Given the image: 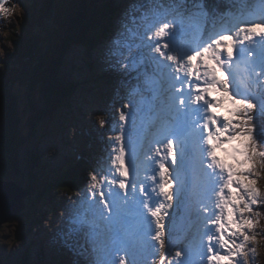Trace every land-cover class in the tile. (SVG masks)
I'll list each match as a JSON object with an SVG mask.
<instances>
[{
    "label": "snow or ice",
    "instance_id": "obj_1",
    "mask_svg": "<svg viewBox=\"0 0 264 264\" xmlns=\"http://www.w3.org/2000/svg\"><path fill=\"white\" fill-rule=\"evenodd\" d=\"M238 5L213 16L204 0H148L131 17L135 27L125 23L113 41L111 55L145 50L124 67L152 71L131 91L139 107L113 125L104 182L91 175L87 207L61 234L70 248L84 234L80 255L89 264H153L166 247L160 264H248L256 255L249 245L264 206V0ZM7 11L0 0V14ZM145 107L153 115L137 123ZM193 199L200 227L177 251L166 240L175 231L169 213L174 203V217L188 211Z\"/></svg>",
    "mask_w": 264,
    "mask_h": 264
},
{
    "label": "trees",
    "instance_id": "obj_2",
    "mask_svg": "<svg viewBox=\"0 0 264 264\" xmlns=\"http://www.w3.org/2000/svg\"><path fill=\"white\" fill-rule=\"evenodd\" d=\"M57 1V11L60 14L68 12V22L60 20L58 25H55L52 35L47 31L38 33L36 37L38 40H29L18 45L19 58L26 59L21 61L24 71L21 72L16 67L13 69L5 67L7 75L0 76V182L8 180L21 185L26 178L20 168L23 147L41 131L39 129L44 123L53 121L54 117L63 119L62 109L68 103L67 98L72 95L73 89L55 80L50 73L51 70L46 67V60L53 57L52 52L48 53L50 44L52 43V51L57 53L62 50V53H65L75 43L92 48L96 43L95 37L104 33L97 20L99 16L107 13L109 6L107 10L104 7L99 10L97 0H83L74 4L72 2L70 4V0ZM24 37L27 36L23 35ZM51 128L45 129L44 136ZM58 129L66 137L69 136L70 126L64 119ZM38 159L40 157H37ZM73 168H75L73 172L62 178L61 187L73 189L76 187L75 184H82L85 181L89 169L86 159L78 162ZM22 189L25 191L27 188ZM28 190L31 191V185ZM31 192L32 194L25 200V205L29 202V210L32 211L36 206L33 201L36 198L34 191ZM37 196L42 197V193ZM26 214L27 211L24 209L21 219ZM17 220L20 219L14 221ZM7 226L6 223L5 227Z\"/></svg>",
    "mask_w": 264,
    "mask_h": 264
},
{
    "label": "rangeland",
    "instance_id": "obj_3",
    "mask_svg": "<svg viewBox=\"0 0 264 264\" xmlns=\"http://www.w3.org/2000/svg\"><path fill=\"white\" fill-rule=\"evenodd\" d=\"M46 1H47V4H48L49 0H46ZM44 6H45V3H44ZM100 7H101V5L99 4L98 8H100ZM43 11L45 12L44 9H43ZM63 14L65 15V13H63ZM71 14H75V13H71ZM45 15H46V12H45ZM65 16H67V15H65ZM7 17H9L10 19H13V20L6 24V26H5V30L6 31H8L9 25L14 24V23L17 22V20L12 15H10L9 13H7ZM64 19L63 20L67 22V19L66 18H64ZM34 23L35 22L32 21L30 24L34 25ZM137 23H139V22H137ZM2 36L8 38L10 35L9 34L7 35L6 33H3ZM36 40H38V39H35V41ZM0 47H1L0 50H3V56L5 55V57H6V59L0 58L1 59L0 60V65L6 64L8 62V60L13 61V62L15 61V63H18L16 60L19 61V59H21L22 61L26 60V59H22V58L18 57V55L16 54V50L11 49V46L8 45V41L5 44L1 45ZM52 50H53V48H52V43H51L50 47L48 49V53L52 52L51 54L53 55V57L51 56V57H49L46 60V65H47L46 67H48L49 69H53L52 74H55V66H54V63H53V61L51 59H54L56 62H59L62 58L58 57L57 51H52ZM73 57H75V54H73ZM71 63H72V65H74L75 69L78 68V67L75 66V63L78 64V61L75 58H71ZM18 70L23 72L24 68L22 66H19ZM68 71L69 70L63 64H60V66L58 68V71H57V73L55 75V80H57L60 83H65V82H68V84L72 83L74 81V77H73V79H71V77L74 74V70L69 71V72ZM65 73H67V75H68L67 78H66V81L62 78V75H64ZM4 74L7 75V73L5 71H2V69L0 67V76L4 75ZM22 84H24V83H22ZM132 100H135V99H132ZM133 103L135 105V102H133ZM69 105L72 108H77L78 106H80L81 105L80 97L77 94L72 96V101H71V103ZM90 105H93L91 98L89 99V101L87 103V106H90ZM71 113L73 114V116L75 118V122L77 123L81 119V113L79 111H77V110H72ZM62 114H64L63 110H62ZM62 121H63V119L61 120L58 117H54L53 121H49V122L44 123L41 126V128L39 129L41 131L37 135H35L23 147V149H22L23 158L21 157L20 168H21V171L26 176L25 182L28 183L29 180H27V178H28L29 174H30L29 179H32V172H33L32 161L35 164V170L37 171V174H41V175L44 174V172L48 173V170H50L53 173H56L57 171H59L62 168V165L57 163V158L61 154L56 152L57 158L52 157L53 151H52L51 148H49L48 153H46L45 151H41L43 153L41 159L33 160L32 159L33 157H31V154H32L33 149L36 146L37 142H38L39 145L42 144V146H43V141H44L43 139H44V135H45V132H46L45 129H47V128L49 129L50 127H59L61 125ZM65 121L67 123L68 120H65ZM100 125H101V122H100ZM100 128H97V130H96L97 137L101 141H104V136L103 137L100 136V134H101L100 133V130H101ZM43 130H45V131H43ZM76 131H77V127H76ZM79 134H80V132H79ZM64 137H66L65 134L64 133L61 134L56 128H54L52 130L50 129L49 132H47V134H46V139L49 138V141H50L52 146L55 145V139H58L59 141L63 142L64 141ZM105 137H106V135H105ZM81 138H83V135H78V137L70 138V141H68V142L70 144H71V142L73 144H77V140L81 141ZM38 144H37V146H38ZM49 146H50V144L47 143V147H49ZM39 147L44 149V150H48L46 148V146L41 147V145H40ZM36 149L39 151L38 147ZM44 153H46V154H44ZM36 156H38V155H36ZM30 160H32V161H30ZM49 160H51V164H50V166L48 165V167H46V164H47V162ZM37 165H39L40 167L37 168L36 167ZM38 185H40V182L38 183ZM88 188H89V191H91V188L90 187H88ZM5 189L9 190V191L11 190V188L8 187V186H5ZM78 198H79V202H82L83 196L80 195V196H78ZM28 208H29V205H28ZM28 208H27V210H28ZM256 211L260 213L259 220L261 221V223L258 225L255 234L257 235V237H258V235H261V237L258 238L257 242L250 243V245H249V248L256 247L257 253H256L255 256H253L252 253L249 252L248 264H264V262H263V260H264V243L262 244V242L264 241V220H261V216L264 214V206H261L260 208H257ZM0 214H1V218L0 219L2 220V212L1 211H0ZM4 217L8 218V220L7 221H2L1 227L4 226L5 223H7L8 226L5 227V229H1V227H0V249L2 250V252L6 251L5 248L11 249L12 246L14 247L15 246V240L20 239L19 237L22 235V233H27V228H28L27 220H30L32 223H34V221H37L36 218L34 216H31V214H29V213L26 214L23 219H20V220H18L16 222L14 221L15 219L14 220L13 219L9 220V216H6V214H4ZM34 226L37 227L38 225L35 224ZM168 228H169V224H168ZM171 232L172 231H170V233L166 236V240H168V239L172 240L173 235L171 234ZM4 236H5V239L2 240ZM1 243H3V245ZM4 244L6 245V247H4ZM182 248L183 247L181 245H179V246L176 247V250H181ZM161 251L165 254L167 252V247L166 248H162ZM10 252H11V254H7V259L13 264H20V262H21L20 259L24 260L25 255L27 254L28 250H27V248L25 250L21 249V251L18 252V254H16L15 251H14V248H12L10 250ZM34 253L35 252L32 253L31 250H30V252H29V260H28L27 264L30 263L31 256ZM2 259L5 260L6 258H2Z\"/></svg>",
    "mask_w": 264,
    "mask_h": 264
},
{
    "label": "water",
    "instance_id": "obj_4",
    "mask_svg": "<svg viewBox=\"0 0 264 264\" xmlns=\"http://www.w3.org/2000/svg\"><path fill=\"white\" fill-rule=\"evenodd\" d=\"M5 186H8L11 188V190H6ZM25 194L22 192V190L12 184H4L0 183V209L1 211L6 214V216H9L8 213H10L12 210L15 212H19L22 208V201L25 198ZM11 210V211H10ZM10 211V212H7ZM4 219H8L5 218Z\"/></svg>",
    "mask_w": 264,
    "mask_h": 264
},
{
    "label": "bare ground",
    "instance_id": "obj_5",
    "mask_svg": "<svg viewBox=\"0 0 264 264\" xmlns=\"http://www.w3.org/2000/svg\"><path fill=\"white\" fill-rule=\"evenodd\" d=\"M139 22V21H138ZM75 66L76 67H78V64L77 63H75ZM71 75V74H70ZM145 87V86H144ZM133 99H135V100H133V102H135V107L137 108V107H139V98H133ZM145 109V108H144ZM100 127L102 128L103 126L102 125H100ZM100 133L101 134H104V132H103V130H100ZM104 139H105V135H104ZM171 214H172V216H173V213H175V208H173L171 211ZM181 214V211L178 213V214H176L175 215V217H177V216H179ZM174 217V216H173ZM0 218H1V216H0ZM2 223V220L0 219V224ZM40 238V237H39ZM35 242V241H34ZM32 245V243H29V244H26V246H28V247H30ZM26 249V248H25ZM24 249V250H25ZM8 254H11V252H9ZM27 255V254H26ZM26 255H25V258H26ZM24 258V259H25ZM169 259H170V256H169ZM20 261H23V260H21L20 259ZM89 262V261H88ZM257 263V262H256Z\"/></svg>",
    "mask_w": 264,
    "mask_h": 264
},
{
    "label": "clouds",
    "instance_id": "obj_6",
    "mask_svg": "<svg viewBox=\"0 0 264 264\" xmlns=\"http://www.w3.org/2000/svg\"><path fill=\"white\" fill-rule=\"evenodd\" d=\"M17 10L20 12L21 15L23 14V10L20 8L19 5H16L13 11H17Z\"/></svg>",
    "mask_w": 264,
    "mask_h": 264
}]
</instances>
